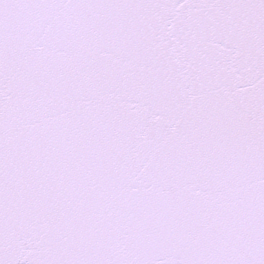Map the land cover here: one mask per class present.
<instances>
[{
	"label": "snow or ice",
	"instance_id": "6c2138e0",
	"mask_svg": "<svg viewBox=\"0 0 264 264\" xmlns=\"http://www.w3.org/2000/svg\"><path fill=\"white\" fill-rule=\"evenodd\" d=\"M0 264H264V0H0Z\"/></svg>",
	"mask_w": 264,
	"mask_h": 264
}]
</instances>
